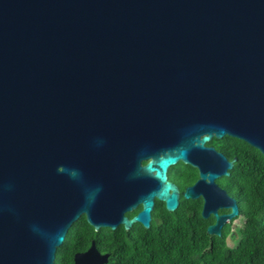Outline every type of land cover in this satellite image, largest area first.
Returning <instances> with one entry per match:
<instances>
[{"label":"water","instance_id":"water-1","mask_svg":"<svg viewBox=\"0 0 264 264\" xmlns=\"http://www.w3.org/2000/svg\"><path fill=\"white\" fill-rule=\"evenodd\" d=\"M226 135L264 154V0H0V264H54L82 215L150 227L179 161L221 236ZM108 258L93 240L74 264Z\"/></svg>","mask_w":264,"mask_h":264},{"label":"trees","instance_id":"trees-1","mask_svg":"<svg viewBox=\"0 0 264 264\" xmlns=\"http://www.w3.org/2000/svg\"><path fill=\"white\" fill-rule=\"evenodd\" d=\"M213 144L229 159L237 158L221 183L237 200V217L243 219L247 232V240L224 244L220 262L212 250L215 235L207 232L213 218L202 215L201 200L182 197L174 211L157 200L148 228L137 222L129 229L120 225L96 230L82 215L58 247L54 264H74L75 253L87 250L93 240L102 253H109L105 264H264V154L229 135L215 138ZM233 233L230 222L217 238L228 241Z\"/></svg>","mask_w":264,"mask_h":264},{"label":"flooded vegetation","instance_id":"flooded-vegetation-1","mask_svg":"<svg viewBox=\"0 0 264 264\" xmlns=\"http://www.w3.org/2000/svg\"><path fill=\"white\" fill-rule=\"evenodd\" d=\"M216 137H213L209 142H207V146H214L218 151H221L219 150L214 144H213V141ZM222 152V151H221ZM144 163H146V161H144ZM200 175H199V169L191 164H188V163H185L183 161H179L178 163L172 165L169 167L168 169V180L172 183H174L175 185H177V187L179 188L180 190V202H179V205L181 203V198L184 197L183 196V193L185 191V189L187 187H190V186H193L196 181L199 179ZM224 176L220 177L217 179V183L219 184V186L221 188H224L225 187L222 185L221 183V179L223 178ZM183 188V189H182ZM226 190V189H225ZM227 191V190H226ZM228 193V192H227ZM229 194V193H228ZM230 195V194H229ZM231 196V195H230ZM233 197V196H232ZM185 198V197H184ZM189 199H197V200H201L202 201V210H203V207H204V198L203 196H199L198 198H189ZM159 200V199H155V205H154V208L156 206V201ZM164 202V201H163ZM165 204V202H164ZM166 207V205H165ZM179 207V206H178ZM142 209V206L140 205L138 208H136L135 210L137 211L136 213H138L140 210ZM167 209V208H166ZM133 210V211H135ZM154 210V209H153ZM168 210V209H167ZM133 211H130V212H133ZM231 211L230 208H219L218 209V212L220 214H225V213H229ZM128 213V212H127ZM135 213V214H136ZM134 214V215H135ZM128 215V214H127ZM134 215L132 216H129V217H133ZM208 218H213V222L211 224H213L215 222V217H214V214L211 213ZM239 217H235V218H232V219H228V221L224 224V226L230 222H232V226H233V223L235 222V220H238ZM152 220H153V211H152V219H151V223H152ZM141 224V223H140ZM224 226L222 227V232H223V228ZM212 235H215V234H212ZM215 236H218V235H215ZM85 251V250H84Z\"/></svg>","mask_w":264,"mask_h":264},{"label":"rangeland","instance_id":"rangeland-1","mask_svg":"<svg viewBox=\"0 0 264 264\" xmlns=\"http://www.w3.org/2000/svg\"><path fill=\"white\" fill-rule=\"evenodd\" d=\"M244 222L243 219L241 217H239L238 220H235V222L233 223V231L234 233L231 234L227 240H224L222 238L218 239L217 236H214V243L212 246V250L214 252V255L217 259L218 262L221 261L222 259V255L220 253L221 248L224 246V244H234L236 241H245L247 240V232H246V228H244ZM241 229H243L244 231H241ZM239 230L241 232H239Z\"/></svg>","mask_w":264,"mask_h":264}]
</instances>
